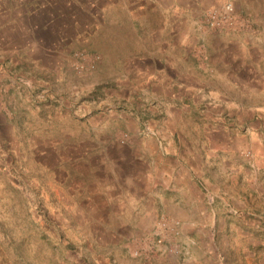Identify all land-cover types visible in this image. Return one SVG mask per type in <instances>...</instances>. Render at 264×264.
I'll return each instance as SVG.
<instances>
[{"label": "rangeland", "instance_id": "rangeland-1", "mask_svg": "<svg viewBox=\"0 0 264 264\" xmlns=\"http://www.w3.org/2000/svg\"><path fill=\"white\" fill-rule=\"evenodd\" d=\"M0 264H264V0H0Z\"/></svg>", "mask_w": 264, "mask_h": 264}, {"label": "crops", "instance_id": "crops-1", "mask_svg": "<svg viewBox=\"0 0 264 264\" xmlns=\"http://www.w3.org/2000/svg\"><path fill=\"white\" fill-rule=\"evenodd\" d=\"M198 166L199 165H196V167L184 170V173L180 175L179 180H174L173 184H165L162 188V194H155V198H159L161 205L163 206L162 213L164 212L170 216V218H175L183 222H194V220L190 219L189 212H191L192 215L194 213L204 212L205 209L200 208V206H204L207 201L204 193V188L206 189V187L204 186L203 188L202 183H207L208 187L213 192L220 190L219 187L210 180V178L216 179L214 176L216 173L212 170L203 169V167ZM219 176L220 179H224L226 182H230L234 179V176L230 174H227L225 177L223 174ZM217 182L221 181L217 180ZM160 250L162 256L165 255L169 257L166 249L158 248V251Z\"/></svg>", "mask_w": 264, "mask_h": 264}, {"label": "built area", "instance_id": "built-area-1", "mask_svg": "<svg viewBox=\"0 0 264 264\" xmlns=\"http://www.w3.org/2000/svg\"><path fill=\"white\" fill-rule=\"evenodd\" d=\"M234 7L231 3H227L223 10L217 11L214 10L213 12H210L209 19H210V25L214 27L222 26L223 24L229 22L230 24L233 21L234 16ZM229 24V25H230Z\"/></svg>", "mask_w": 264, "mask_h": 264}]
</instances>
